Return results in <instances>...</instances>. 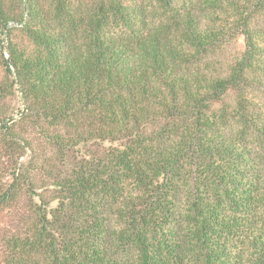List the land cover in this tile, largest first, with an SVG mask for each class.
I'll list each match as a JSON object with an SVG mask.
<instances>
[{
  "label": "trees",
  "instance_id": "1",
  "mask_svg": "<svg viewBox=\"0 0 264 264\" xmlns=\"http://www.w3.org/2000/svg\"><path fill=\"white\" fill-rule=\"evenodd\" d=\"M0 49V264H264V0H0Z\"/></svg>",
  "mask_w": 264,
  "mask_h": 264
},
{
  "label": "rangeland",
  "instance_id": "2",
  "mask_svg": "<svg viewBox=\"0 0 264 264\" xmlns=\"http://www.w3.org/2000/svg\"><path fill=\"white\" fill-rule=\"evenodd\" d=\"M2 41H4L3 45L4 47L6 48L7 47V40L5 37H1ZM10 40L12 41H15V43L17 45L20 46L21 49H25V50H30L28 49L27 47H29L30 43L28 41V39L24 36L23 32L22 31H19V30H15L13 31L11 37H10ZM4 48V50H6ZM238 50H241L242 49V43H238L237 47H236ZM1 50V49H0ZM6 77V74H5V68L3 67L2 65V62H1V57H0V78L1 79H5ZM15 97L12 101V112H11V117L14 118V120L16 122H20L21 120V117L24 113V108H25V104L23 102V97H22V94L19 90L16 91L15 93ZM14 130L18 133V132H21L22 130H24V123H18L15 127H14ZM26 159L23 158L22 160L24 161ZM5 169L7 171V166H5ZM0 176H2L1 179L3 180H7L8 178L5 177V173L2 171V173H0Z\"/></svg>",
  "mask_w": 264,
  "mask_h": 264
}]
</instances>
